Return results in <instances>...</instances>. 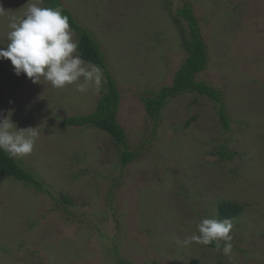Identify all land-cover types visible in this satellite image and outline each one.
<instances>
[{
    "label": "rangeland",
    "instance_id": "rangeland-1",
    "mask_svg": "<svg viewBox=\"0 0 264 264\" xmlns=\"http://www.w3.org/2000/svg\"><path fill=\"white\" fill-rule=\"evenodd\" d=\"M61 1L105 55L134 159L124 167L125 148L100 129L62 126L95 111L107 93L102 70L101 85L80 93L33 83L0 60L4 117L39 134L16 159L42 186L0 177V264H264V0ZM33 3L47 8L0 0V48L8 17ZM186 5L209 57L197 81L223 103L184 94L154 122L142 98L172 86L186 61ZM222 202L241 207L228 256L224 241L219 250L190 241L201 219L221 220Z\"/></svg>",
    "mask_w": 264,
    "mask_h": 264
},
{
    "label": "clouds",
    "instance_id": "clouds-1",
    "mask_svg": "<svg viewBox=\"0 0 264 264\" xmlns=\"http://www.w3.org/2000/svg\"><path fill=\"white\" fill-rule=\"evenodd\" d=\"M8 21V43L6 48H0V60H10L17 76L26 74L33 83H41L43 78L56 89L75 84L80 93L101 85V69L78 54L69 18L61 8H42L33 3L23 17L12 15ZM35 129L18 130L11 119L0 113V151L9 158L30 155L39 135ZM232 228L228 219L203 218L197 225L199 235H193L190 241L205 246L215 243L218 250L220 241H224L222 251L228 256L233 248Z\"/></svg>",
    "mask_w": 264,
    "mask_h": 264
},
{
    "label": "trees",
    "instance_id": "trees-1",
    "mask_svg": "<svg viewBox=\"0 0 264 264\" xmlns=\"http://www.w3.org/2000/svg\"><path fill=\"white\" fill-rule=\"evenodd\" d=\"M42 1L47 8H61L63 15L68 16L71 29L78 34L80 39L78 52L81 58L90 64L98 66L104 72L106 78L107 93L100 99L95 111L86 116L67 118L63 120L62 126L78 128L93 127L106 132L125 148L122 164L124 167L127 166L134 159V154L129 151L130 146L127 142L126 132L118 121L121 94L116 80L109 71L104 53L94 37L75 21L72 13L64 6L61 0ZM178 16L184 18L189 25V41L186 44L188 56L182 67L175 74L172 86L162 88L158 93H153L152 97L142 98L148 116L154 122L160 119L162 110L171 98L184 94H198L207 97L215 103H223L222 92L204 82L197 81V76L207 69L209 57L206 43L202 37L193 8L190 5H186L182 10L178 11ZM3 112L4 103L0 100V113ZM220 118L225 129L230 130V121L223 106L220 110ZM232 157L230 156V158ZM0 177L14 179L39 191L42 190L41 184L32 173L25 170L16 158H9L3 151H0ZM240 213L241 207L234 203L222 202L219 205L221 220L235 219ZM207 246L217 248L215 243Z\"/></svg>",
    "mask_w": 264,
    "mask_h": 264
}]
</instances>
